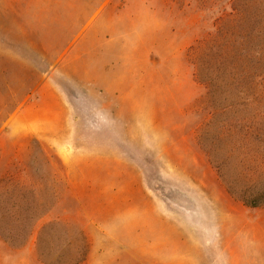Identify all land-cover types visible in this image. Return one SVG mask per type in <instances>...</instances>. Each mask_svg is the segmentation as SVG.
I'll list each match as a JSON object with an SVG mask.
<instances>
[{
  "label": "rangeland",
  "instance_id": "rangeland-1",
  "mask_svg": "<svg viewBox=\"0 0 264 264\" xmlns=\"http://www.w3.org/2000/svg\"><path fill=\"white\" fill-rule=\"evenodd\" d=\"M0 264H264V0H0Z\"/></svg>",
  "mask_w": 264,
  "mask_h": 264
},
{
  "label": "crops",
  "instance_id": "crops-1",
  "mask_svg": "<svg viewBox=\"0 0 264 264\" xmlns=\"http://www.w3.org/2000/svg\"><path fill=\"white\" fill-rule=\"evenodd\" d=\"M31 108H39L41 120L46 122L41 136L49 143H56L61 132L66 129L71 115L68 102L60 88L49 80L40 83L34 98L26 101L22 111Z\"/></svg>",
  "mask_w": 264,
  "mask_h": 264
},
{
  "label": "trees",
  "instance_id": "trees-1",
  "mask_svg": "<svg viewBox=\"0 0 264 264\" xmlns=\"http://www.w3.org/2000/svg\"><path fill=\"white\" fill-rule=\"evenodd\" d=\"M248 205L254 206V205H252V204H248Z\"/></svg>",
  "mask_w": 264,
  "mask_h": 264
}]
</instances>
